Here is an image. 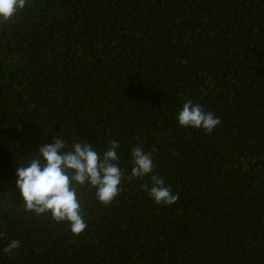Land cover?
<instances>
[{"label": "trees", "instance_id": "1", "mask_svg": "<svg viewBox=\"0 0 264 264\" xmlns=\"http://www.w3.org/2000/svg\"><path fill=\"white\" fill-rule=\"evenodd\" d=\"M187 100L220 124L180 126ZM54 135L119 144L121 191L78 187L79 234L14 186ZM132 146L176 202L130 176ZM0 264H264V0H27L0 21Z\"/></svg>", "mask_w": 264, "mask_h": 264}, {"label": "clouds", "instance_id": "2", "mask_svg": "<svg viewBox=\"0 0 264 264\" xmlns=\"http://www.w3.org/2000/svg\"><path fill=\"white\" fill-rule=\"evenodd\" d=\"M27 0H0V21H7L22 10ZM182 127L203 129L210 133L220 124V118L192 100L185 101L176 114ZM51 143H39L31 158L14 169V186L26 211L36 215L48 213L56 222H67L73 234L81 233L87 224L81 214L77 189L85 185L95 189L96 199L104 204L111 202L121 191L123 169L119 166V144L108 142L99 153L93 144L80 137L69 142L54 135ZM132 178L150 176V184L142 187L156 204L171 205L179 199L163 179L153 173L152 157L140 146L130 151ZM20 247L12 239L3 248L12 253Z\"/></svg>", "mask_w": 264, "mask_h": 264}]
</instances>
